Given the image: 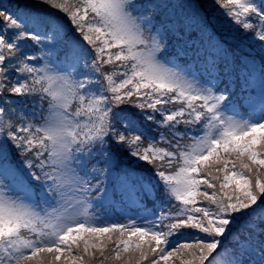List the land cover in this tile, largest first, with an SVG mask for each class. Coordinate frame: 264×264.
Returning a JSON list of instances; mask_svg holds the SVG:
<instances>
[{
    "label": "snow or ice",
    "instance_id": "1",
    "mask_svg": "<svg viewBox=\"0 0 264 264\" xmlns=\"http://www.w3.org/2000/svg\"><path fill=\"white\" fill-rule=\"evenodd\" d=\"M0 264H264V0H0Z\"/></svg>",
    "mask_w": 264,
    "mask_h": 264
}]
</instances>
